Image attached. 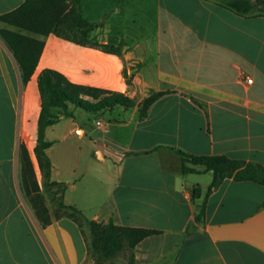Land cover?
I'll list each match as a JSON object with an SVG mask.
<instances>
[{
  "label": "crops",
  "instance_id": "1",
  "mask_svg": "<svg viewBox=\"0 0 264 264\" xmlns=\"http://www.w3.org/2000/svg\"><path fill=\"white\" fill-rule=\"evenodd\" d=\"M23 1L0 0V14ZM104 1L110 6L93 21L101 25L89 38L118 46L121 54L55 33L40 35L45 45L24 83L0 36V122L15 124L8 156L0 144V264H97L75 219L52 210V221L43 225L21 191V143L40 175L34 146L38 75L46 67L136 100L131 119L113 122L130 128L126 138L110 135V144L98 146L102 158L107 154L118 164V177L89 216L68 201L76 183L57 178L52 161L53 179L68 184L67 204L92 220L159 229L132 249L135 264H264V184L231 176L208 192L213 171L195 165L198 172L184 173L178 152L227 154L264 165V15L238 13L226 0ZM3 26L12 27L0 20ZM100 28L106 32L93 36ZM157 91L163 94L138 117L139 104ZM75 109L70 105L68 111ZM195 186L201 188L198 196ZM203 203L205 217L196 220ZM130 252L125 248L111 261L127 264Z\"/></svg>",
  "mask_w": 264,
  "mask_h": 264
},
{
  "label": "trees",
  "instance_id": "2",
  "mask_svg": "<svg viewBox=\"0 0 264 264\" xmlns=\"http://www.w3.org/2000/svg\"><path fill=\"white\" fill-rule=\"evenodd\" d=\"M80 2L81 0H24L19 7L0 14V20L12 26L0 27V36L14 53L24 83L31 79L42 54L45 40L40 38V35L55 33L78 44L96 45L107 52L121 54L118 46L90 40V31L101 23L87 19L80 10ZM223 4L244 15H264V0H226ZM38 89L41 95V110L34 153L42 172L45 192L57 206L56 216L66 214L82 226L89 256L97 264H114L111 259L125 248L131 250L127 264H135L132 249L145 237L158 233L159 229L122 225L113 220H92L77 206L67 204L64 198L67 182L52 177L53 164L47 149L54 141L47 138L46 131L48 126L58 119L53 110L56 107L62 108L66 114H72L68 111L70 105L102 114L116 106L132 108L136 105V100L118 90L74 82L62 71L52 67H46L39 73ZM162 94V91H157L143 99L139 104L138 117L144 118L150 105ZM178 152L182 157L184 173L198 172L199 169L195 165H204L206 170L213 171L208 192L217 187L224 178L231 176L237 180H254L264 184V165L260 162H246L227 154H195L182 149H178ZM20 183L36 217L43 225L50 223L52 217L25 143L20 144ZM193 193L194 196L200 195L201 188L195 186ZM205 214L206 204L203 203L196 220L204 219Z\"/></svg>",
  "mask_w": 264,
  "mask_h": 264
},
{
  "label": "rangeland",
  "instance_id": "3",
  "mask_svg": "<svg viewBox=\"0 0 264 264\" xmlns=\"http://www.w3.org/2000/svg\"><path fill=\"white\" fill-rule=\"evenodd\" d=\"M106 2L104 0H83L82 13L87 19L98 21L101 19V13L110 6ZM105 32V29L100 28L92 34L97 36ZM55 111L58 119L54 124L49 125L46 131L47 138L54 141L50 148L51 160L56 164L57 173L59 172L57 178L76 183V187L70 188L67 192L68 201L78 203L89 216L96 204L111 194L118 177V164L107 154L105 158H102L98 146L103 142L110 144V135L126 138L130 128L113 122L131 119L134 116V108L124 109L118 106L102 114L82 107H76L72 114H66L62 108H55ZM14 128L15 124L11 120L0 122V144L4 145V157L10 152L15 133ZM104 152L106 153V149ZM35 161L39 168L36 156ZM8 167L9 164H5L4 169L7 171ZM39 173L38 180L42 186L50 215L52 210L56 214L57 206L50 201L45 192L40 168ZM203 178L211 180L212 176L204 175ZM21 191L34 212L22 188Z\"/></svg>",
  "mask_w": 264,
  "mask_h": 264
},
{
  "label": "built area",
  "instance_id": "4",
  "mask_svg": "<svg viewBox=\"0 0 264 264\" xmlns=\"http://www.w3.org/2000/svg\"><path fill=\"white\" fill-rule=\"evenodd\" d=\"M246 79L247 81H250V82L252 81V78L250 76H247Z\"/></svg>",
  "mask_w": 264,
  "mask_h": 264
}]
</instances>
